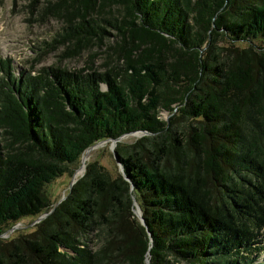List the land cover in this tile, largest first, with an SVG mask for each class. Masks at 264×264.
<instances>
[{
    "label": "trees",
    "instance_id": "16d2710c",
    "mask_svg": "<svg viewBox=\"0 0 264 264\" xmlns=\"http://www.w3.org/2000/svg\"><path fill=\"white\" fill-rule=\"evenodd\" d=\"M56 2L62 38L101 41L107 22L119 58L104 71L18 76L0 60V236L52 210L31 234L0 239V264H254L264 0ZM137 132L146 134L116 148L121 174L89 162L53 208L46 187L72 176L88 148Z\"/></svg>",
    "mask_w": 264,
    "mask_h": 264
},
{
    "label": "rangeland",
    "instance_id": "374dc122",
    "mask_svg": "<svg viewBox=\"0 0 264 264\" xmlns=\"http://www.w3.org/2000/svg\"><path fill=\"white\" fill-rule=\"evenodd\" d=\"M55 5L56 0H0V60L9 61L16 76L28 71L34 74L39 69L51 67L68 71H104L118 61L115 45L119 38L112 25L103 22L105 33L101 41L73 47V41L61 37L67 15L62 9L54 10ZM160 118L167 121L169 116L162 112ZM141 137L138 133L128 134L121 137L115 147L108 141L86 151L72 176L65 175L46 187L53 208L66 198L73 181L84 175L87 163L97 162L113 179L121 174L114 161L117 146H131ZM41 216L18 221L0 239L12 240L31 234L35 226L46 218L39 220ZM262 246L254 264H264V242Z\"/></svg>",
    "mask_w": 264,
    "mask_h": 264
},
{
    "label": "water",
    "instance_id": "95a60500",
    "mask_svg": "<svg viewBox=\"0 0 264 264\" xmlns=\"http://www.w3.org/2000/svg\"><path fill=\"white\" fill-rule=\"evenodd\" d=\"M137 133L140 134V135H142V136H144V135L146 134V133H143V132H137ZM124 136H125V135H124ZM122 137H123V136H122ZM120 138H121V137H120ZM120 138L115 139V140H106V141H103V142H99V143L93 145L92 147L88 148L86 151H88V150H92V149L96 148L97 146H99V145H101V144H103V143H106V142H108V141H111V142H112V146L115 147V146H116V143L120 140ZM86 151H85V152H86ZM85 152H84V153H85ZM114 161H115V164L119 167V169H120V171H121V173H122L123 170H122V167H121V164H120V161H119V157H118V155H117L116 153L114 154ZM122 176L125 178V180H127V178L125 177V175L122 174ZM78 180H79V179H76L75 181H73V184H72V185H74ZM70 189H71V188H70ZM131 189H132V187H131ZM133 206H134V209H133V213H134V215H135L136 218L139 220V222L141 223V225L145 226V222H144V220H143V218H142L141 211H140L139 207L136 205V202H135L134 200H133ZM51 212H52V211L48 212L47 214L42 215V216L39 218V220L44 219V218L47 217ZM147 262H148V260H147Z\"/></svg>",
    "mask_w": 264,
    "mask_h": 264
}]
</instances>
